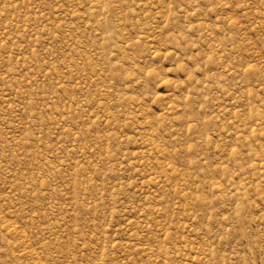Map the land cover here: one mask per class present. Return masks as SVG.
<instances>
[{"label": "rangeland", "instance_id": "obj_1", "mask_svg": "<svg viewBox=\"0 0 264 264\" xmlns=\"http://www.w3.org/2000/svg\"><path fill=\"white\" fill-rule=\"evenodd\" d=\"M0 264H264V0H0Z\"/></svg>", "mask_w": 264, "mask_h": 264}]
</instances>
